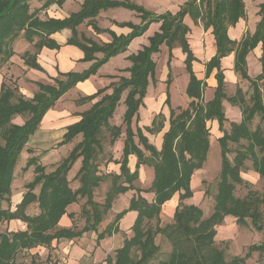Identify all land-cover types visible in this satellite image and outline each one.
I'll list each match as a JSON object with an SVG mask.
<instances>
[{"label": "trees", "instance_id": "1", "mask_svg": "<svg viewBox=\"0 0 264 264\" xmlns=\"http://www.w3.org/2000/svg\"><path fill=\"white\" fill-rule=\"evenodd\" d=\"M31 1L0 0V63L7 62L13 56V42L22 35L28 42H32L34 38L38 39L34 44L35 53H25L23 60L29 67L42 70L36 63V54L43 47L58 48L49 37L63 29H70L72 32V37L67 43L83 51V61L93 63L81 73L60 74L64 80L55 79L54 84L36 83L37 91L31 99L19 95L16 87H10L5 82L1 84L0 223L19 220L25 224L26 229L0 233V264H13L16 255L22 251L47 248L53 242L71 241L88 232L95 233L96 242L99 243L120 231L119 221L129 212H136L131 226L132 236L123 240L115 252L113 261H107V264H148L159 251L155 244L157 235L162 236L170 246L168 256L157 264H244L249 258V252L242 257L227 260L226 249H218L214 243L216 228L227 216H232L237 226L250 225L253 230L264 236V211L261 210L264 196H258L255 192H249L244 198L235 196L236 187L246 184L241 174L246 169L247 161H250L252 171L264 178V66L262 73L251 79L247 74L245 62L250 50L259 42L264 43V3L260 6L261 19L254 34L242 40L234 51L236 43L228 38L227 29L244 16L242 0H192L176 15H154L130 0H83L80 10L69 17L44 21L38 19V12L54 2L61 4L63 0H39L43 1L41 7L32 11ZM109 8H125L136 12L141 18V25L121 24L131 28V32L126 36L117 37L106 31L110 34L111 41L102 45L78 36L76 28L86 20L91 22L95 32H102L92 22L100 11ZM187 14L194 21L200 18L205 28L212 29L216 46V54L207 64L208 76L213 70L216 71V86L212 99L206 103H203V81L196 78L191 68L195 57L187 43L188 29L183 24V18ZM157 22L160 23L159 32L149 38L148 46L129 57L132 65L128 79H121L109 95H100L103 90H99L93 95L77 100V105H83L100 97L79 115L80 119L76 123L66 127L59 146L69 144L77 136L81 137L66 158L48 173L44 166L38 164L35 157L27 160L24 169L33 167L34 176L25 185L26 191L22 194L21 201L11 210V187L18 158L46 112L52 109L67 91L94 75L111 57L124 52L134 38L143 35L152 23ZM162 45L168 49V64L175 46H179L186 55L185 68L189 80L185 93L189 103L186 108L169 110V127L162 136V144L158 150L149 143L143 132L151 135L159 133L164 126L163 114H156L150 126L141 128L137 125V113L143 105L149 82L154 80L156 64L152 55L157 54ZM232 51L235 72L250 84L248 101L241 88H237L231 96L225 93L220 60ZM95 53H101L102 58L95 59ZM170 83L169 74L167 88ZM124 92L126 96L122 123L125 130L122 153L119 160H107L118 166V173L103 175L99 172L98 164L99 157L104 154L103 132L108 131L111 145L120 137L121 127L110 125V120ZM223 101L238 107L241 114L239 122L229 123L228 131L224 129L227 119ZM165 104L170 106L169 95L166 96ZM16 117L23 118V124L13 123ZM256 117L260 125L251 130L250 125ZM133 119L136 123L134 130ZM213 121L222 133L217 139L221 163L212 212L207 218H203V211L199 207L184 205L182 202L192 197L191 177L195 171L201 169L207 159L210 149L207 123ZM231 145L239 148L233 157L229 158ZM130 156L136 158L133 171L128 166ZM79 159L80 166L74 178L80 185L73 190L68 174ZM142 166L153 170V179L147 190H140L135 186ZM107 180H110V186L103 202L98 203L94 200V190ZM129 191H134L136 195L129 199L128 206L116 213L113 220L99 231L98 228L111 210L116 197ZM142 193H152V200L149 202ZM175 194L178 195V204L172 215L173 223L163 227L159 224L153 227L148 225L153 220L158 222L162 207ZM80 199H85L80 206V214L85 220L83 228L74 231L72 228L59 226L63 216L68 219L74 216L67 213V208L77 204ZM3 203L7 204L6 208ZM32 205L37 209V213L33 215L28 213ZM254 249L264 255V240ZM133 251L137 252L135 257L132 256ZM29 264L35 262L31 261Z\"/></svg>", "mask_w": 264, "mask_h": 264}, {"label": "rangeland", "instance_id": "2", "mask_svg": "<svg viewBox=\"0 0 264 264\" xmlns=\"http://www.w3.org/2000/svg\"><path fill=\"white\" fill-rule=\"evenodd\" d=\"M36 0L30 2L31 11L36 7ZM110 14V13H109ZM208 34L199 36L198 46H204L206 41V36ZM20 39V38H18ZM18 39L15 42L14 48L18 52L25 48L23 46L20 48L18 44ZM204 40V41H203ZM17 47V48H16ZM198 48L194 47V51L197 52ZM166 49L163 47L162 51L154 56V61L157 64L156 70V82L155 84H150L148 89V95H151L153 100L158 101V97L164 95L165 85L160 84L159 78L165 72V61H166ZM206 58V53L203 55ZM13 63L3 62L0 63V76L3 78L6 84H9L10 87H13L16 83L13 82L16 78L17 69L20 65L18 58H13ZM177 61V60H176ZM260 63V62H259ZM173 75H172V84L170 85V107L177 111V108H186L189 99L184 93V88L186 84V73L182 66H179L178 62H173ZM201 71L197 70V74L202 76ZM252 72H255V68H252ZM214 73V72H213ZM212 73V74H213ZM127 76V74H125ZM212 76V75H211ZM211 76L206 80V90H204L203 103L208 102L212 98V79ZM164 78V76H163ZM230 78L226 77V80L229 81V85L225 90L227 96H231L235 92L234 83H230ZM232 80V79H231ZM162 83V82H161ZM241 87L246 100L250 95V86L247 81H240L236 84ZM70 93V92H69ZM76 95H66L60 102L57 104L56 112L59 115L58 125L63 126L66 123H69L71 119H75V115L78 111L88 108L92 103L89 102L85 107H78L76 105ZM125 94H123V97ZM100 98V97H99ZM97 98L96 100H98ZM95 100V101H96ZM248 101V100H247ZM225 117L227 121L224 123V129L229 130L230 122H239L241 119L240 110L238 107L230 106L227 102H223ZM124 103L117 106L114 115L110 121V125L120 126L121 127V139L124 138L125 126L122 123L123 113H124ZM146 109H142L139 113L138 125H142L144 119L146 120ZM163 113H165V122L164 126L168 125V108L163 107ZM24 121L22 118L16 117L13 122L21 123ZM257 125H260L258 117H256L250 125V129L254 130ZM135 124L133 123V128ZM207 127L210 132V149L207 155V159L202 165L201 169L195 171L190 180V188L192 190V197L188 200L183 201L184 205H195L203 211V218H207L211 212L214 204V195L216 194V185L218 182V176L220 171V151L217 143V139L222 136L217 129V123L215 121L208 122ZM62 129H56L53 131H44L39 128V132L35 136L31 137L29 142L24 147L21 155L18 158L17 165L14 171V181L11 187V198L10 201L15 202L17 195L26 191L25 185L29 183L33 176V167L24 169L27 160L31 157H35L38 164L45 167L46 172L53 171L56 166L69 154L71 149L75 144H77L81 137L77 136L69 144L64 146H59L58 143L62 139ZM104 140L102 142L104 154L99 157V172L103 175L110 172L118 173V166L112 162L113 160H119L122 153V144L121 139L111 145L109 144L110 136L108 131H104ZM149 142L152 144H157L158 147V138H154L150 135ZM0 143L2 140L0 138ZM236 145H231V154L229 158H232L234 152L238 149ZM148 154V153H146ZM109 160V161H107ZM80 166V159L73 165L71 171L68 174V180L70 181V187L74 190L80 183L76 180L75 174L77 173ZM130 169L134 168L130 165ZM153 170L150 167H145L139 169L138 180L135 182V186L140 190H147L150 187ZM241 177L246 182L243 186H237L235 190V196L239 198H244L249 192H255L258 196H264V178H260L256 173L251 169L250 161L246 162V169L241 174ZM110 186V180L105 181L101 186L94 190V200L98 203H102L105 198V193ZM136 195L134 191H129L125 194L118 195L112 204L111 210L104 217L103 222L99 226V231L103 230L105 226L110 223L115 214L120 212L122 209L128 206L129 199ZM148 201L152 200V193H142ZM85 199H80L77 204H72L67 208V213H72L74 216L71 219L66 221V225L63 227L72 228L74 231H79L85 225L84 217L80 214V206L84 203ZM10 202V205H11ZM169 204V206H167ZM178 204V195L175 194L167 205L162 207L159 220L156 223L155 220L151 221L150 224L152 227L159 224L163 227L173 223L172 215L175 207ZM3 207H7L6 203H3ZM261 210L264 211V205H261ZM29 214L37 213V209L32 205L28 209ZM131 213V212H130ZM124 218V219H123ZM119 221V232L114 234L110 238H106L99 243L96 242V234L93 232H88L82 235V237L68 240H60L47 248H36L35 250L22 251L16 255L14 258L13 264H29L31 261H34L35 264H73L70 263V260L74 261L76 264H107V261L114 258L116 250L122 245L124 239H128L132 236L131 226L127 227L128 222L130 221V215H125ZM18 230L14 227L6 225L5 223H0V233L5 231H14ZM217 234L215 237L214 246L218 249H226V259L229 260L232 257H242L245 253L249 252V258L245 260L244 264H264V255L257 251L255 246L262 243L264 236L262 233H259L248 225L245 227H239L235 223V219L232 216L225 217L224 221L220 226L216 228ZM155 244L159 247V251L156 257L151 260L148 264H157L159 260L165 259L170 253V246L163 239L162 236L157 235L155 237ZM251 247V249H249ZM137 255L136 251L132 252V256ZM74 263V264H75Z\"/></svg>", "mask_w": 264, "mask_h": 264}, {"label": "crops", "instance_id": "3", "mask_svg": "<svg viewBox=\"0 0 264 264\" xmlns=\"http://www.w3.org/2000/svg\"><path fill=\"white\" fill-rule=\"evenodd\" d=\"M190 1L192 0H130V2H132L133 4L142 7L144 10L154 15H162L166 13H169L171 15H176ZM42 2H40L39 0H36L35 4L37 5L34 9L40 8L42 5ZM242 2L244 4V16L240 18L234 26H228V29H227L228 38L236 43V45L233 48L234 51L236 50V48L238 47V44L242 40L254 34L256 30V26L261 19L259 10H260V6L264 3V0H242ZM82 3H83V0H63L61 4L54 2L51 5H49L47 8L40 10L37 14V17L41 21H44L50 18H54V19L67 18L69 17L70 14L78 12L81 8ZM92 23L96 24V26L100 30H102V32L100 33L95 32V30L91 26V22H89V20H86L84 21V23H82L76 28V31L78 32V36L79 37L83 36L97 43L98 45H102V44L109 43L111 41V36L108 32L113 33L117 37L126 36L131 32V28L128 26H121V24H131L133 26H139L141 25V18L136 12L132 10H128L125 8H109L107 10L100 11L99 14L93 19ZM183 24L188 29V32L186 34V39H187L189 48L193 56L195 57V60L191 64L192 72L194 73L197 79L203 81L204 87L202 90V95H204V90L208 88L206 86V80L212 75L211 79H212V95H213L214 88L216 86V81L214 79V74L216 71L213 70L209 76L207 75L208 74L207 64L209 63L211 58L214 57L216 54V46H215L213 35L211 33L212 29L205 28L204 22L200 18L194 21L188 14L184 16ZM159 27H160L159 22L152 23L143 35L137 38H134L130 42V44L127 46L124 52L114 57H111L104 65H102L97 70V72L94 75H91L87 80L83 82L77 83L72 89L67 91L55 103L52 109L46 112V114L42 118V121L38 129L31 137L35 136V134L39 132V128L44 131H53L56 129L58 130L62 129L63 132L61 136H63V134L66 131V127L76 123L80 119L79 115L82 112L88 110L91 107V105L95 102V100L91 102L92 104L88 108L78 111V113L75 115L76 118L71 119L69 123H66L63 126L58 125L60 118L56 110H54L55 108H57V104H59V102L67 94L70 95V93L72 95H76L75 102H77L79 98L93 95L99 90H103V92L100 95L111 94L114 86H116L120 82L121 79L123 78L128 79L130 77L129 68L131 67L132 64L129 61V57L132 55H135L138 51L142 50L144 46H148L149 38L152 37L154 33L159 32ZM205 34H208L206 36V41L204 43V46L200 47L198 46L199 36H202ZM71 37H72V32L70 29H63L61 31H58L52 34L49 37L51 40H53L58 45V48L50 49L47 47H43L36 54V63L41 67L42 70H37V69L29 67L23 60V55L25 53H31V54L35 53L34 44L37 42L38 40L37 38H34L32 42H28L23 38L22 35H20L18 37L20 39L17 38L18 44L16 45L19 46L20 48L25 46V48L21 51V53L20 51L18 52L14 48V45L17 39L13 42V45H12L13 56L7 62L13 63L14 62L13 58H18V60L20 61V65L18 67H15L18 72L16 74V78H14L13 80V82L16 83L13 87L17 88V93L19 95H22V97L25 99H31L34 93L37 91L36 83L54 84L55 79L64 80V77L61 76L60 74H64L68 72L81 73L89 68V66L93 63V61H83L82 60L84 57L83 51L77 46L67 43V41ZM163 47L166 49V52L168 53L167 47L165 45H162L160 47V51L157 54H159L162 51ZM194 47L198 48L197 50V52H199L198 54L194 51ZM234 51L230 52L227 56H224L220 60V66L224 73L225 90L227 89V86L229 85L228 84L229 81L226 80L227 76L228 78H230L229 79L230 83L231 84L234 83L233 85H234L235 90L237 88H241L240 86L236 84L240 83V81L243 80L234 70ZM167 53H166V56H167L166 61L164 63L165 72L162 75H160V78H159V81H160L159 83L160 84L164 83L165 85V92H164L163 97L160 96L157 98L158 101L153 100L151 98V95L150 96L148 95V89H149L150 84L154 85L156 82L155 76H156L157 64L153 58L157 54L152 55V59L156 64L154 80L149 82V85L146 90V95L143 98V105L139 107L138 113H137L138 119H139V113L140 111H142V109H146L145 112L146 114H148V116H146V120L144 119L143 121L144 123L142 125H138L139 121L137 120V125L141 128L150 126L152 119L158 113L163 114L164 122H165V113H163L162 111L164 106L168 108V112H170L169 111L170 109H173L170 106H167L165 104L166 96L169 95V98H170L169 88H170V85L172 84V75H173V67H174L173 62L175 63L178 62L179 66H182L184 68L185 73L187 74L186 75L187 80H186V84L184 88V93H185V89H186V86L189 80V75L185 68L186 55L184 54V52L179 46H175L171 51L172 57L168 64L167 63L168 62ZM205 53H206V58H204L203 56ZM94 58L100 59L102 58V54L95 53ZM262 58H264V43L259 42L252 50H250V52L247 54L245 58L247 74L251 79H255L258 75L262 73V68L264 66V61L262 62ZM200 68H203V71H201L200 73L202 74V76L197 74V70H200ZM252 68H255V72H252ZM125 74H127V76H125ZM169 74H170L171 83L169 87L167 88L166 85H167V79H168ZM243 81H247V80H243ZM2 82H4V80L0 76V87H1ZM123 94H125L126 96V92H124ZM123 94L121 96V99L118 105H120L121 103L122 104L124 103L125 96L123 97ZM170 103H171V100H170ZM86 104L78 105V107H82V106L85 107ZM124 110H125V107H124ZM13 123L21 125L23 124V121L21 123H17V122H13ZM133 123L136 125L135 119H133L132 128H133ZM168 127H169V116H168V125L163 126L162 130L159 133L152 135L154 138L155 137L158 138V142H157L158 147H157V144L155 143L154 144L150 142L149 143L154 145L158 150L160 149L161 144H162V136L168 130ZM134 129L135 127L133 128V130ZM217 129H218V126H217ZM143 133L149 141L151 134L147 132H143ZM121 135L118 139H121ZM123 140L124 138L121 139V142H120L122 145H123ZM135 163H136L135 156H130L129 162H128L129 168H130V165L134 168ZM141 168H144V166H142ZM152 177H153V174H152ZM22 194L23 193H21L19 196L17 195L16 200L15 202H13V204L10 201L11 210H13L15 208V205H17L21 201ZM167 203H169V201L166 202L165 205H167ZM167 206H169V204ZM126 215H130V221L127 224V227H128L133 224V221L136 218V212H131V213L129 212ZM67 220H68L67 216H63L62 220L59 222V226L66 225ZM4 223L6 225H9L11 227L18 229L12 232L19 231V230L23 231L26 229L25 224L19 220H12L10 222H4ZM8 232H11V231H8ZM72 262L73 264L75 263L74 261L70 260V263Z\"/></svg>", "mask_w": 264, "mask_h": 264}]
</instances>
